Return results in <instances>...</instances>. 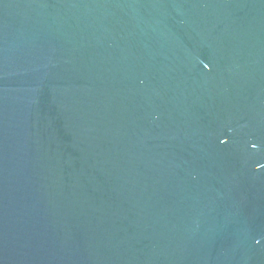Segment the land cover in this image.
Returning <instances> with one entry per match:
<instances>
[{"label":"water","instance_id":"water-1","mask_svg":"<svg viewBox=\"0 0 264 264\" xmlns=\"http://www.w3.org/2000/svg\"><path fill=\"white\" fill-rule=\"evenodd\" d=\"M0 264H264V0H0Z\"/></svg>","mask_w":264,"mask_h":264}]
</instances>
